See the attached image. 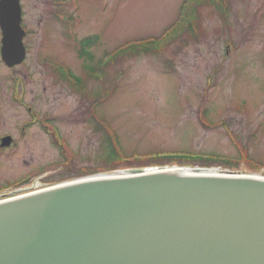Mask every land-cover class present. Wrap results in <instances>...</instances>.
Listing matches in <instances>:
<instances>
[{"label": "rangeland", "instance_id": "rangeland-1", "mask_svg": "<svg viewBox=\"0 0 264 264\" xmlns=\"http://www.w3.org/2000/svg\"><path fill=\"white\" fill-rule=\"evenodd\" d=\"M214 1L194 7L198 21L187 20L192 35L182 27L180 37L158 51L118 53L102 81L99 75V80L86 78L81 69L84 59L76 57V49L82 38L96 37L85 47L95 64L127 43L152 40L156 49L173 36L171 30H178L170 28L191 2L181 9L188 0H21L27 57L13 68L0 59V133L14 138L0 150V190H15L0 200L97 172H129L125 169L132 166L264 176V0ZM64 13L75 20L72 31L61 22ZM47 57L86 80L92 104L97 103L95 114L112 128L119 145V157L111 160L121 165L159 153L191 155L197 161L146 158L105 170L96 162L97 156L105 162V153L97 151L98 134H104L90 118L89 104L58 80ZM28 105L58 125L74 151L70 165H54L63 157L40 122L22 135L21 124L31 121ZM217 120L225 125H213ZM205 158L220 165L230 159L235 166H204L200 159ZM41 169L22 188L14 186L20 177Z\"/></svg>", "mask_w": 264, "mask_h": 264}, {"label": "water", "instance_id": "water-1", "mask_svg": "<svg viewBox=\"0 0 264 264\" xmlns=\"http://www.w3.org/2000/svg\"><path fill=\"white\" fill-rule=\"evenodd\" d=\"M0 30L20 64L19 0H0ZM0 264H264V177L137 169L3 200Z\"/></svg>", "mask_w": 264, "mask_h": 264}, {"label": "trees", "instance_id": "trees-1", "mask_svg": "<svg viewBox=\"0 0 264 264\" xmlns=\"http://www.w3.org/2000/svg\"><path fill=\"white\" fill-rule=\"evenodd\" d=\"M189 2H191V6L190 8H188L189 10L184 11V14L180 20V23H179V27H178V30H176V32L172 33V37H168L166 38L164 41H163V44H161L158 48L156 49H153L154 47H152L151 45H144L142 47H139V48H134V49H130L128 51L125 52L124 56H122V54L120 55V57H125L127 56L129 53H138V52H141V53H145V52H152V51H158L159 49H161V47H165L167 46L168 44L170 45L171 43H173L175 40H177L178 37H180V35L182 34L181 33V30H182V27H185V31L184 33H187V30H188V33L189 34H193L191 28H188V23H187V20H195V21H198V15L197 13L194 12V7H198L200 6L202 3H212V2H215L214 0H189L187 4H185V6H189ZM184 6V7H185ZM216 6V5H215ZM183 17L184 20H183ZM190 26V25H189ZM189 36V35H188ZM89 60L92 61V57L91 56H88Z\"/></svg>", "mask_w": 264, "mask_h": 264}, {"label": "flooded vegetation", "instance_id": "flooded-vegetation-1", "mask_svg": "<svg viewBox=\"0 0 264 264\" xmlns=\"http://www.w3.org/2000/svg\"><path fill=\"white\" fill-rule=\"evenodd\" d=\"M86 103L89 104L88 110L90 111V103L88 101ZM90 118H91V116H90ZM33 125H35L34 122H31V123L28 124V123H26L24 121L21 124V127H20L21 128L22 135L23 136H26V129H27V127H30V126H33ZM98 136L100 138V141H99V145L97 146V151H100L99 152L100 155L102 154V152L105 153V162L99 161V158L97 159L96 162H99V163L101 162L102 164L101 163L100 164H101V166L104 165L105 166L104 168H115V167H117L116 165L113 164V160H111L112 154L110 153L109 147H108L107 142L105 141L104 137L101 134H98ZM13 140H14V138H13ZM15 146H16V144L13 142V147H15ZM5 148H7V147H5ZM3 149L4 148H1L0 150H3ZM133 168H138V166L137 167H133Z\"/></svg>", "mask_w": 264, "mask_h": 264}, {"label": "bare ground", "instance_id": "bare-ground-1", "mask_svg": "<svg viewBox=\"0 0 264 264\" xmlns=\"http://www.w3.org/2000/svg\"><path fill=\"white\" fill-rule=\"evenodd\" d=\"M174 168H177V169H181V167H174ZM192 168H183V170H191ZM249 175H254V174H249ZM254 176H256V175H254ZM259 176V175H258ZM10 195H12V194H10ZM3 197V196H2Z\"/></svg>", "mask_w": 264, "mask_h": 264}]
</instances>
